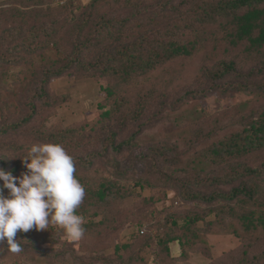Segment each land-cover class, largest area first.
Masks as SVG:
<instances>
[{
	"label": "trees",
	"instance_id": "16d2710c",
	"mask_svg": "<svg viewBox=\"0 0 264 264\" xmlns=\"http://www.w3.org/2000/svg\"><path fill=\"white\" fill-rule=\"evenodd\" d=\"M54 2L0 0V109L7 113L0 126V166L11 170L14 176L27 170L22 157L28 154L29 139H35L60 143L75 156L74 176L97 203L141 195L147 188L174 185L176 178L162 173L163 163L158 161L153 169L144 170L151 150L153 161L164 154L155 145L146 152H137L140 145L137 135L144 132V125L130 137L119 140V132L110 121L122 109L124 93L130 87L175 61L185 65L196 60L199 69L205 70L212 80L211 89L254 91L264 96V81L255 82L264 73V0H90L84 5L78 0H66L55 6ZM152 3L155 9H147L146 5ZM243 61L254 63L245 74L239 72ZM231 74L242 79L234 84L226 81ZM65 75L104 78L106 98L115 97L111 108L102 112L101 119L88 130L86 126H81V130L71 127L53 130L45 123L35 125L44 111L66 100V96L53 97L49 90L52 79ZM194 92L188 91L176 104ZM145 108V102L138 104L137 111L131 114L133 120L141 119ZM18 140L24 143H17ZM93 141L94 150L86 156L77 151ZM209 149L211 158L199 155V164H203L198 168L204 171L205 165L213 161L229 165L227 174L211 172L206 180L227 190L203 192L185 181L176 184L184 200L205 202L211 209L183 215L168 211L164 223H159L162 230L144 246H152L155 241L168 258L170 243H179L186 250L191 242L189 231L209 214L220 221L230 216L247 230L259 225L264 229V211L255 217L256 205H264V158L256 166L248 162L250 156L264 152V108L230 135L209 144ZM110 152L117 159L118 155L134 153L131 164L128 159L121 161L133 174V188L110 179L94 189L87 181L86 158ZM121 162L116 160V166L120 168ZM249 203L252 206L244 205ZM178 204L176 199L175 205ZM152 214L149 212L150 219L141 222L140 235L149 232L155 216ZM20 244L23 250L24 245ZM11 253L6 241L0 245V261ZM168 258L172 263L175 261Z\"/></svg>",
	"mask_w": 264,
	"mask_h": 264
},
{
	"label": "rangeland",
	"instance_id": "374dc122",
	"mask_svg": "<svg viewBox=\"0 0 264 264\" xmlns=\"http://www.w3.org/2000/svg\"><path fill=\"white\" fill-rule=\"evenodd\" d=\"M78 1L84 5L90 0ZM65 2L55 0L53 5ZM146 8L154 10V3L147 4ZM239 65V72L245 74L254 63L243 61ZM199 67L194 60L185 65L175 61L158 68L124 93V105L110 121L113 129L119 132V140L130 137L143 124L144 132L137 135L140 141L137 152H146L154 145L158 146L159 152H164L153 161L154 152L151 150L150 156L146 158L148 160L144 161L147 165L144 170L153 169V164L159 161L164 164H160L162 173L176 178L174 185L147 188L141 195L108 199L104 203L95 202L91 194L89 196L85 192L82 203L76 209L77 214L84 218L85 231L79 240H69L64 230L54 225L41 231L35 228L26 233L18 231L15 239L24 245V249L20 253L8 254L0 264H264V256H260L264 253L263 227L259 225L247 230L230 216L220 221L214 214H209L205 220L197 222L196 227L187 232L191 242L186 250H182L179 243H170L168 253L170 259H175L173 263L167 260V252L156 245L155 241L152 246H144L147 240L153 241L162 230L159 223H164L168 211L183 215L189 211L206 213L211 209L208 203L184 200L177 185L185 181L203 192L222 189L224 186L221 184L210 185L206 180L211 172L227 174L230 166L213 161L205 165L204 171H200L198 167L203 163L199 164L198 156L211 158L210 149L207 151L209 144L213 145L230 135L246 124L250 116L259 114L264 108V96L254 91L224 92L221 88L211 89L212 80ZM241 79L231 74L226 81L234 84ZM259 80L264 81V73L255 82ZM106 87L107 81L104 78L65 75L52 79L49 84L52 96L67 98L44 111L35 125L45 123L48 129L53 130L58 127L81 130V126L90 129L101 119L102 112L111 108L115 99L106 98ZM191 90L196 92L176 104L177 99ZM204 90L208 92L203 93ZM142 102H145L146 107L142 117L133 120L131 114L137 111L138 104ZM5 114L0 109V126ZM20 142L24 143V140L17 141ZM36 142L42 141L29 139L27 146L30 148ZM87 143L84 149L83 145L77 150L82 156L94 150V141L90 145ZM86 146L88 149H85ZM262 153L250 156L248 162L255 166L261 163L264 158ZM134 157V153L128 152L118 155L117 159L115 153L110 152L86 158V164H89L84 170L87 181L94 189L100 188L102 182L110 179L133 188V174L121 161L128 159V164H131ZM116 160L121 162L120 168L116 166ZM176 199L178 205H175ZM244 205L252 206L251 203ZM256 208L255 217H258L264 211V205H256ZM149 212L155 215L153 223L147 234L140 235V224L150 219L151 215L147 216Z\"/></svg>",
	"mask_w": 264,
	"mask_h": 264
},
{
	"label": "clouds",
	"instance_id": "9594fccd",
	"mask_svg": "<svg viewBox=\"0 0 264 264\" xmlns=\"http://www.w3.org/2000/svg\"><path fill=\"white\" fill-rule=\"evenodd\" d=\"M22 158L27 171L19 176L0 166V245L6 241L10 252L20 253L18 231H41L50 225L62 228L69 240H79L84 218L76 209L85 188L74 176L73 157L60 143L41 142L32 144Z\"/></svg>",
	"mask_w": 264,
	"mask_h": 264
}]
</instances>
